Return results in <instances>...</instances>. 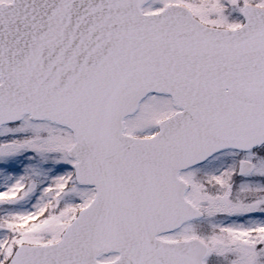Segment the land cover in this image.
<instances>
[{"label":"snow or ice","instance_id":"6c2138e0","mask_svg":"<svg viewBox=\"0 0 264 264\" xmlns=\"http://www.w3.org/2000/svg\"><path fill=\"white\" fill-rule=\"evenodd\" d=\"M0 264H264V0H0Z\"/></svg>","mask_w":264,"mask_h":264}]
</instances>
